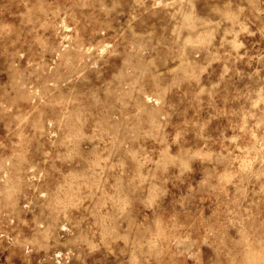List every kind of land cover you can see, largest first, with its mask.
<instances>
[{
  "label": "rangeland",
  "instance_id": "1",
  "mask_svg": "<svg viewBox=\"0 0 264 264\" xmlns=\"http://www.w3.org/2000/svg\"><path fill=\"white\" fill-rule=\"evenodd\" d=\"M0 264H264V0H0Z\"/></svg>",
  "mask_w": 264,
  "mask_h": 264
}]
</instances>
